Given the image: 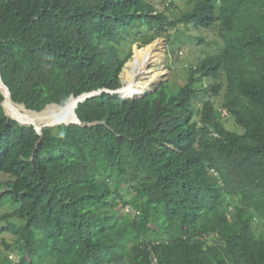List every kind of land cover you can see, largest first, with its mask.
<instances>
[{
    "label": "trees",
    "instance_id": "16d2710c",
    "mask_svg": "<svg viewBox=\"0 0 264 264\" xmlns=\"http://www.w3.org/2000/svg\"><path fill=\"white\" fill-rule=\"evenodd\" d=\"M184 7L0 0L1 78L34 111L117 89L132 46L170 39L178 25L193 26L197 35H183L202 46L176 90L163 82L134 100L101 92L75 109L85 125L38 133L0 105V208L11 206L0 215V264H264L252 227L264 224V0ZM203 78L213 81L199 89Z\"/></svg>",
    "mask_w": 264,
    "mask_h": 264
},
{
    "label": "rangeland",
    "instance_id": "374dc122",
    "mask_svg": "<svg viewBox=\"0 0 264 264\" xmlns=\"http://www.w3.org/2000/svg\"><path fill=\"white\" fill-rule=\"evenodd\" d=\"M173 1L175 4L178 5V7H182L181 11L186 9L184 7L186 0H173ZM179 12H180L179 10H175L173 12V15H176ZM210 32L214 33V36H212L211 34L209 35L206 29L204 38L207 41H210L212 46L215 43L220 44V40L218 39L217 33L215 31H210ZM198 33L199 32L192 26L186 27L185 25H178V27L171 30L170 39H167L166 36H160L153 39L147 46L138 47L136 44H134L132 46L131 59L124 65L122 72L120 74V86L122 87L123 85V81L121 79L123 78L125 70L127 69L129 62L134 60L136 53L144 52L148 48L150 49V47L153 46L151 50L154 52L157 58L156 57L154 58V62L152 61L150 63H147L146 66L147 71L144 74H139L135 76L136 80L145 84V86L140 89V92L136 91V93L138 94L137 97L140 98L145 94L154 91L155 87L159 86L163 82H169L172 88L176 90L177 86H180L185 82L187 78L186 75L187 72L190 70V68H194L197 65L199 57L201 56V53L198 51V49L202 48V46L198 45L197 40L186 39L183 34L195 36ZM212 46L207 45L202 49V51L207 53L214 52L213 50L214 46L213 47ZM212 81L213 80H211L210 78H203L200 82H198L197 87L199 89L205 88ZM220 83L222 85L220 95L217 97H211L218 111H220V106L225 89L224 77L220 78ZM201 95H204V92ZM195 102H196V106L200 105V100H198V98L196 99ZM221 117H222V122L224 123L227 129H230L232 131H237L238 133L243 132V129L235 125L234 121L230 120V118H228V114L225 113L224 111H222ZM7 177H8L7 175L0 173V181L7 179ZM10 210H11L10 205L2 206L0 208V215ZM252 227L257 237L264 236V224L262 222H260L258 219L253 220ZM1 237L2 236L0 235V246H1ZM4 238L10 239L9 235L7 234L4 235ZM9 258L14 259L10 256Z\"/></svg>",
    "mask_w": 264,
    "mask_h": 264
},
{
    "label": "bare ground",
    "instance_id": "6f19581e",
    "mask_svg": "<svg viewBox=\"0 0 264 264\" xmlns=\"http://www.w3.org/2000/svg\"><path fill=\"white\" fill-rule=\"evenodd\" d=\"M151 48H153V46H151L150 49L148 48L144 52L136 53L134 60L129 62L127 69L125 70V73L123 75V78L121 79L123 81V85L119 90L123 97L129 98L133 96H138L136 91L140 92V89L145 86L144 83H141L136 80L135 76L139 74H144L147 71V63H150L152 61L154 62V58L156 56L151 50ZM0 91L5 97L2 103L5 112L8 116L17 119L22 124H32L39 128L40 126L45 124L70 121L75 122L77 120L76 115L74 113V109L79 98H70L69 101L66 103L65 107H58L57 105H52L48 106L42 112H36L27 110L23 107L22 104L13 102L6 87L2 83L1 78Z\"/></svg>",
    "mask_w": 264,
    "mask_h": 264
},
{
    "label": "water",
    "instance_id": "95a60500",
    "mask_svg": "<svg viewBox=\"0 0 264 264\" xmlns=\"http://www.w3.org/2000/svg\"><path fill=\"white\" fill-rule=\"evenodd\" d=\"M0 78H1V73H0ZM1 80H2V78H1ZM2 83H3V81H2ZM3 84H4V83H3ZM4 86L6 87L8 93H9V95H10V91H9V89L7 88V86H6L5 84H4ZM120 88H121V86H119L117 89H115V90H111V91H110V90H106V89H100V90H97V91H91V92L83 93V94H81V95H79V96H77V97L71 96L70 98H79V99L77 100L76 105H75V109H76V107H77V105H78L79 103H81V102L85 101L87 98H89V97H91V96H94V95H97V94H99V93H101V92L117 93L120 97L125 98V97H123V96L121 95V93H120V91H119ZM0 92H1V91H0ZM1 93H2V92H1ZM2 94H3V93H2ZM145 95H146V94H145ZM3 96H4V95H3ZM142 97H143V96H142ZM70 98H69V99H70ZM136 98H139V97H137V96H133V97H130V98H128V99L134 100V99H136ZM4 99H5V97H4ZM69 99L67 100V102L69 101ZM3 101H4V100H3ZM3 101L0 102V105H1L2 107H3V104H2ZM67 102H66V103H67ZM66 103H65L63 106L58 105V104H53V103H51V104L46 105L45 108L42 109L41 111H36V112H42V111H44L48 106H52V105H57L58 107H65ZM22 105H23V107H24L25 109H27V108L24 106V104H22ZM3 109H4V107H3ZM75 109H74V113H75L76 118H77V120H76L75 122H59V123H53V124H45V125L40 126L39 128L36 127V126H34V125H32V124H28V125L33 126V127L36 129V131H37L38 133H41V129L44 128V127H47V126L53 127V126L60 125V124H65V125H68V124H79V125H85L86 123L81 122L80 119L78 118V116H77V114H76V112H75ZM27 110H30V109H27ZM4 111H5V109H4ZM31 111H34V110H31ZM5 114L7 115L6 112H5ZM7 116H8V115H7ZM8 117L11 118V119L16 120L17 122H19L20 124H22V123H21L20 121H18L17 119H15V118H13V117H10V116H8ZM22 125H24V124H22Z\"/></svg>",
    "mask_w": 264,
    "mask_h": 264
},
{
    "label": "clouds",
    "instance_id": "9594fccd",
    "mask_svg": "<svg viewBox=\"0 0 264 264\" xmlns=\"http://www.w3.org/2000/svg\"><path fill=\"white\" fill-rule=\"evenodd\" d=\"M193 27V26H192ZM147 46V45H146Z\"/></svg>",
    "mask_w": 264,
    "mask_h": 264
}]
</instances>
